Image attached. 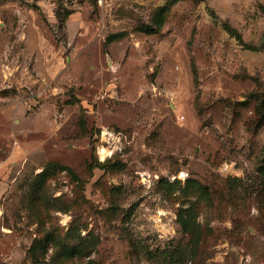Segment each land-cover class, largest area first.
Returning a JSON list of instances; mask_svg holds the SVG:
<instances>
[{
    "label": "rangeland",
    "instance_id": "1",
    "mask_svg": "<svg viewBox=\"0 0 264 264\" xmlns=\"http://www.w3.org/2000/svg\"><path fill=\"white\" fill-rule=\"evenodd\" d=\"M0 264H264V0H0Z\"/></svg>",
    "mask_w": 264,
    "mask_h": 264
},
{
    "label": "built area",
    "instance_id": "2",
    "mask_svg": "<svg viewBox=\"0 0 264 264\" xmlns=\"http://www.w3.org/2000/svg\"><path fill=\"white\" fill-rule=\"evenodd\" d=\"M116 82H112L103 92L100 93L99 98H105L108 97H114L116 95ZM119 135H117L114 131H111L109 129H106L103 131L102 135V141H103V148L107 150L105 153V158L112 156L120 147L119 143ZM102 158V157H101ZM147 173L142 174V178L144 180L147 179ZM156 177L159 178V175H156ZM177 176H174L173 179H175Z\"/></svg>",
    "mask_w": 264,
    "mask_h": 264
},
{
    "label": "trees",
    "instance_id": "3",
    "mask_svg": "<svg viewBox=\"0 0 264 264\" xmlns=\"http://www.w3.org/2000/svg\"><path fill=\"white\" fill-rule=\"evenodd\" d=\"M225 27L227 28L228 31H230V33L235 36L236 38H238L241 43H244L242 36L238 33L237 29H235L234 27H232L229 24H225ZM173 184V183H172Z\"/></svg>",
    "mask_w": 264,
    "mask_h": 264
}]
</instances>
